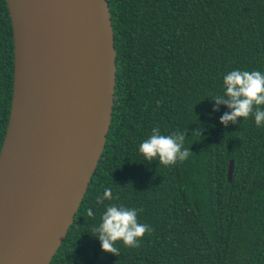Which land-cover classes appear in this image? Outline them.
Wrapping results in <instances>:
<instances>
[{"label":"trees","instance_id":"16d2710c","mask_svg":"<svg viewBox=\"0 0 264 264\" xmlns=\"http://www.w3.org/2000/svg\"><path fill=\"white\" fill-rule=\"evenodd\" d=\"M107 1L117 63L112 123L50 264H264V123L257 126L253 113L225 127L220 118L229 109L213 110L227 73H264V0ZM14 59L10 12L0 0V151ZM199 126L201 136L192 135ZM153 128L188 130L184 147L193 154L171 166L147 162L139 147ZM108 187L119 199L99 202ZM113 203L142 209L138 221L152 229L137 248L118 241L119 256L93 236Z\"/></svg>","mask_w":264,"mask_h":264},{"label":"water","instance_id":"95a60500","mask_svg":"<svg viewBox=\"0 0 264 264\" xmlns=\"http://www.w3.org/2000/svg\"><path fill=\"white\" fill-rule=\"evenodd\" d=\"M14 88L0 195V264H50L103 155L116 49L107 0H6ZM234 160L228 180L233 181Z\"/></svg>","mask_w":264,"mask_h":264},{"label":"clouds","instance_id":"9594fccd","mask_svg":"<svg viewBox=\"0 0 264 264\" xmlns=\"http://www.w3.org/2000/svg\"><path fill=\"white\" fill-rule=\"evenodd\" d=\"M223 85L224 94L217 95L213 100L214 111H218L220 105L229 109L220 118L222 125L227 127L230 123L236 124L238 119L248 118L253 113L257 126L264 123V110L258 107L264 105V73L233 70L224 76ZM203 131L199 126L192 135L201 136ZM187 132L176 131L171 135H162L159 128H153L151 136L140 144L139 151L147 162L158 159L159 164L164 166L184 162L193 154L190 148L184 147ZM118 199V195L113 196L111 187L105 189L102 197H98L101 203ZM141 211L115 203L106 208L99 226L93 227V236L99 240L102 251L119 256L120 249L116 246L118 241L130 248L140 246L144 235L152 231L149 225L138 221V213ZM88 215H93L91 209Z\"/></svg>","mask_w":264,"mask_h":264},{"label":"bare ground","instance_id":"6f19581e","mask_svg":"<svg viewBox=\"0 0 264 264\" xmlns=\"http://www.w3.org/2000/svg\"><path fill=\"white\" fill-rule=\"evenodd\" d=\"M8 168H7V159L3 154L0 160V195L2 194V186L4 183V179L7 175Z\"/></svg>","mask_w":264,"mask_h":264}]
</instances>
